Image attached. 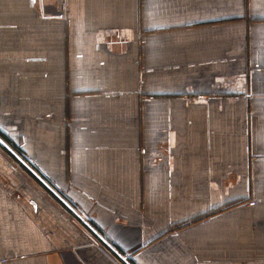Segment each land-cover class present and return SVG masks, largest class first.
<instances>
[{
    "label": "crops",
    "instance_id": "0c3cea01",
    "mask_svg": "<svg viewBox=\"0 0 264 264\" xmlns=\"http://www.w3.org/2000/svg\"><path fill=\"white\" fill-rule=\"evenodd\" d=\"M0 264H264V0H0Z\"/></svg>",
    "mask_w": 264,
    "mask_h": 264
},
{
    "label": "rangeland",
    "instance_id": "374dc122",
    "mask_svg": "<svg viewBox=\"0 0 264 264\" xmlns=\"http://www.w3.org/2000/svg\"><path fill=\"white\" fill-rule=\"evenodd\" d=\"M30 163H34L33 159L30 156H26L25 157ZM31 189L34 190L38 195L41 196L42 191L41 189H39L36 185H34L33 183H31ZM43 190V189H42ZM46 192V191H45Z\"/></svg>",
    "mask_w": 264,
    "mask_h": 264
}]
</instances>
